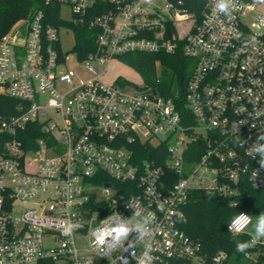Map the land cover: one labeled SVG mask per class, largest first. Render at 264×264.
<instances>
[{"label": "built area", "instance_id": "1", "mask_svg": "<svg viewBox=\"0 0 264 264\" xmlns=\"http://www.w3.org/2000/svg\"><path fill=\"white\" fill-rule=\"evenodd\" d=\"M206 1L198 19L185 0H44L59 5L62 19L95 30L85 59L75 45L62 47L61 30L74 31L47 23L42 10L2 37L0 94L19 106L0 115V264H122L121 256L135 264L131 250L97 256L90 247L91 227L114 212L135 223L134 208L156 218L137 254L151 243L154 264H226V251L207 258L180 225L193 191H214L236 206L246 185L264 190L259 157L247 151L264 134V9L234 0L224 15L216 0ZM177 52L194 63L190 123L160 93L159 75L141 85L107 83L100 75L78 79L69 65L74 58L94 72L128 54ZM195 143L200 155L189 161ZM159 145L164 164L136 159L137 150ZM98 172L126 191L92 183ZM249 217L232 234L250 235ZM69 223L80 227L65 236ZM255 247L259 253L245 257L259 264L264 239Z\"/></svg>", "mask_w": 264, "mask_h": 264}, {"label": "trees", "instance_id": "2", "mask_svg": "<svg viewBox=\"0 0 264 264\" xmlns=\"http://www.w3.org/2000/svg\"><path fill=\"white\" fill-rule=\"evenodd\" d=\"M185 1L189 9L196 13L198 19H201L207 8V1ZM39 10L45 12L47 23L56 27H68L74 31L76 38L74 50L79 54L80 59H85L94 50L95 30L88 25L62 19L59 5H47L44 0H0V40L11 31L16 23L31 19ZM122 60L148 82L154 81L160 74L162 80L159 87L160 93L174 100L186 123L193 121L186 105L187 86L193 73V60L181 52L174 54L133 53L124 56ZM18 106L17 100L0 94V115L17 114ZM33 136H39V132ZM198 148L199 144L191 145L186 155L189 161L198 159L200 155ZM165 150L164 145L142 147V149L137 150L136 159H154L157 163L164 164L167 159ZM91 182L97 185L112 183L114 187H121V192L126 191L123 184L114 181L103 172H98L91 179ZM235 199L237 205L233 206L230 199L223 198L214 191L198 190L191 192L189 201L183 207L185 221L181 223L180 227L191 238L201 242L203 255L207 258L218 251H226L229 258L235 255L237 259L247 253L259 251L254 246L248 249L246 253L237 252V241H248L251 239L250 235H234L228 232L227 224L240 212H247L251 215L254 224L257 216L264 213V190H256L246 185L242 193ZM259 264H264L263 257L259 259Z\"/></svg>", "mask_w": 264, "mask_h": 264}, {"label": "clouds", "instance_id": "3", "mask_svg": "<svg viewBox=\"0 0 264 264\" xmlns=\"http://www.w3.org/2000/svg\"><path fill=\"white\" fill-rule=\"evenodd\" d=\"M233 3L234 0H216L215 6L219 13L230 15ZM247 151L252 158L259 157L260 169L264 170V134L257 136L256 141L250 145ZM258 175V171L255 170L253 172L255 184ZM133 216L136 217L135 223H129L128 219L119 212H114L112 215L102 219L98 226L91 227L90 247L97 256H109L118 250L121 253L131 250L130 255L135 260V264H154L153 252L155 249L153 245L151 243L145 244L143 251L139 254H137L136 246L148 237L150 226L156 219L155 215L150 212L146 213L141 208H134ZM249 222L250 217L248 214L238 213L227 224V230L230 233H239ZM78 227H80L79 224L69 223L64 227L63 235L70 236ZM133 233L135 234L134 237L129 239L130 236H133ZM262 239H264V213H260L257 216L254 234L251 239L248 241H237L236 251L246 253L248 249L254 247ZM119 259L122 264H130L127 257L121 256Z\"/></svg>", "mask_w": 264, "mask_h": 264}, {"label": "rangeland", "instance_id": "4", "mask_svg": "<svg viewBox=\"0 0 264 264\" xmlns=\"http://www.w3.org/2000/svg\"><path fill=\"white\" fill-rule=\"evenodd\" d=\"M264 6V5H263ZM64 18H70V12L64 11ZM24 21L16 23L12 29L20 27L23 25ZM11 29V30H12ZM61 44L65 50H72L75 45V37L71 31L67 29L61 30ZM70 67H72L77 74L78 79L88 80L93 78L96 75H100L103 81L107 83H113L116 79L121 78L122 80L126 79L133 81L136 84L141 85L143 82L142 76L134 69L131 68L126 62L122 59H115L109 63H106L104 66H98L96 64L94 72L88 71L76 59L72 58L69 62ZM161 78V75L158 74ZM256 222V221H255ZM254 224L251 226L249 233L251 236L254 234ZM82 244V243H81ZM226 264H251V261L245 256H242L240 259H237L235 255L231 256Z\"/></svg>", "mask_w": 264, "mask_h": 264}, {"label": "crops", "instance_id": "5", "mask_svg": "<svg viewBox=\"0 0 264 264\" xmlns=\"http://www.w3.org/2000/svg\"><path fill=\"white\" fill-rule=\"evenodd\" d=\"M261 9H264V0H254Z\"/></svg>", "mask_w": 264, "mask_h": 264}, {"label": "water", "instance_id": "6", "mask_svg": "<svg viewBox=\"0 0 264 264\" xmlns=\"http://www.w3.org/2000/svg\"><path fill=\"white\" fill-rule=\"evenodd\" d=\"M107 186H109V187H110L111 185H110V184H108Z\"/></svg>", "mask_w": 264, "mask_h": 264}]
</instances>
